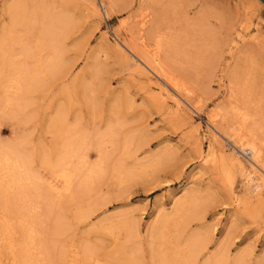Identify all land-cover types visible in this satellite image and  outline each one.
<instances>
[{
  "label": "rangeland",
  "instance_id": "obj_1",
  "mask_svg": "<svg viewBox=\"0 0 264 264\" xmlns=\"http://www.w3.org/2000/svg\"><path fill=\"white\" fill-rule=\"evenodd\" d=\"M5 1L0 0V5ZM55 1L67 7L72 24L63 41L62 64L66 67L61 65L54 77L32 89L21 108L16 106L22 100L14 104L0 89V152L15 145L21 153L31 154V171L38 176L35 187H28L25 204L18 205L11 193L3 196L0 192V210H5L0 214L7 223L2 224L4 229L0 225L4 231H0V263L21 264L17 261L19 246L26 236L20 223L27 221L33 230L34 246L29 244L28 256L32 264L38 263V253L43 254V264H132L126 260L129 257L150 264V227L160 215L170 214L178 199L190 194L197 203L185 235L203 231L209 235L207 255L225 246L230 260L244 256L245 264H264V190L253 199L245 184L246 177L263 181L264 171L243 160L223 139L220 150L212 137L213 133L221 136L207 123L214 113L244 107L251 118L256 111L261 115L259 137L264 139V50L241 51L243 40L264 47V4L180 0L178 12H167L155 20L154 5L145 0H126L130 2L122 12L109 18L104 17L98 0ZM240 2L245 3L241 6ZM95 5L101 17L94 15ZM199 7L211 26L209 31L186 27L178 20L176 13L182 9L191 16ZM144 21L145 41L152 45V31L162 41L157 39L161 51L156 75L140 61H150L137 40ZM127 56L146 72L132 66ZM176 89L191 96L199 111ZM176 100L187 115L175 112ZM59 109H64L68 133L83 142V159L92 163L89 166L102 165V174L88 195L74 183L72 201L69 197L54 199L47 192L51 172L41 162L61 142L62 136H56L58 132L50 126ZM221 114L219 126L231 121ZM211 147L212 154L205 157ZM49 199L65 216L66 229L57 234L47 213ZM80 211L87 216H78ZM129 221L135 229L127 238L123 224ZM8 239L16 245L11 258L5 245Z\"/></svg>",
  "mask_w": 264,
  "mask_h": 264
},
{
  "label": "bare ground",
  "instance_id": "obj_2",
  "mask_svg": "<svg viewBox=\"0 0 264 264\" xmlns=\"http://www.w3.org/2000/svg\"><path fill=\"white\" fill-rule=\"evenodd\" d=\"M88 1L92 3L93 0ZM98 1L102 6V12L104 14V17L106 18L115 13L122 12L121 10H123L131 0ZM145 1L154 5L152 15L155 20H158L159 16H163L167 12L173 13L174 15L175 11L178 12L180 10V0ZM258 2L261 1L251 0V3L255 5H258ZM244 3L245 2H240L239 5L241 4L242 6L244 5ZM180 7H182L181 4ZM242 9L247 10L249 9V7H242ZM176 14H178V20L184 23L186 27H195L196 29L201 31H203V29L205 28L208 31L211 30V26L206 22V20H204L203 7H199L191 16L185 9H182L179 13ZM94 15H96L97 17H101L100 11L96 5L94 6ZM145 23L146 21L140 23L142 25L138 28L137 40L139 41L143 51L150 55L151 62L147 60L142 61V59L140 61L145 66L147 65L148 68L156 75L157 73H159V70L157 69L159 68L158 65L160 64L159 56L162 41L160 40L159 35L158 38L161 42L157 40L158 38L154 37V34L156 33H154L153 31L149 33V36L151 37L150 40H152L153 42L152 45H149L145 41L144 35L146 34L141 33L142 31H144L142 26ZM70 24L71 20L67 7L61 8L55 0H6L0 5V89H2L5 95L8 94L10 100H12L14 104H17L22 100L21 102H19L21 105H15L16 108H19L20 106L23 107L24 105H22V102L28 101L27 98L31 90L33 89L32 91H34V89H36L35 87H37L38 85L42 86V83L45 79L49 80L50 78L54 77L61 65L62 68L66 67L65 63L62 64V59H64L62 58V53L65 52L63 48V41L65 38H68L67 35L70 33L68 31H70L71 28H69ZM244 41L245 40H243L241 46V51H243V53H250L251 50H255L258 53V51L262 52L264 50V47L261 46L260 42L253 43ZM133 53L136 57L138 56L137 52L133 51ZM246 55L249 56V54ZM127 57L129 58L130 64L132 66L146 72L144 67H142L139 63L131 59L130 56ZM230 78H232L230 82L233 83V77ZM174 86L172 85V87ZM180 88L182 87L180 86ZM183 90L180 92V90L176 89V92L184 101H186L188 105L192 107L195 112L199 111V106L195 105L192 102L191 96L184 94L183 92L185 90ZM234 90L236 89L234 88ZM159 94L163 95L161 93V89H159ZM16 101L17 103H15ZM174 107L175 112H177L178 114H182L184 116L187 115L186 111H184L179 101H174ZM231 108L230 109L232 110V112L227 109L223 110L222 114L220 113L221 117L231 119L230 122L224 124L223 126H219V113H214L213 115H210L208 117L207 123L211 127H213L215 132H217L221 136L220 138L218 135L213 133V137L211 136L214 141L213 143H216L219 146L220 150L224 147L223 140L231 143L233 148L238 152V156L242 157V159L248 162L250 165L253 163L264 171V139L259 137L262 133L261 115L256 111L251 118L244 107L236 109H234V107ZM63 110H57L56 114L50 121V126L54 128L51 129L58 132V135L56 136H62L61 142L59 143L57 149H52V153L50 152V154L42 156L41 162L43 166L46 165L45 167H49L48 169H50L49 171L51 172L50 178L46 179L47 192L52 195L54 199L58 200L61 197H69V199L72 201L73 197H76V191L73 190L75 185L74 183L78 182L75 186L77 187V190L83 189V192H86L85 194L90 193L92 185H95L93 183L95 182L96 178H99V176L102 174V165L100 166L99 162H96V164L89 166L91 162L88 163L89 161L83 159V142L79 141L81 138L79 140H77V138L75 139L73 133H68L70 129L66 130L69 125L66 123V115ZM65 123L68 126H66ZM72 131L74 132V130ZM57 132H55V134H57ZM108 133L110 134L109 131ZM109 142L111 143V141ZM99 144L100 143H98V145ZM24 148L23 150H25ZM244 150L248 151V157L246 158L242 155ZM211 154L212 147L211 149L206 150L203 155L205 157H208ZM42 155H44V153ZM30 156L31 154L29 155L26 153H21V151L15 145L9 146L7 148V151L0 152V173L3 176L5 175V177H7L3 180L2 175L0 174L2 178V180H0V192L1 195L3 194V196L11 193V200H14L17 204H25L27 200L24 199L27 198L28 195H30V193L27 194L28 187H33L36 182H38V176L36 174H33V172L31 171L32 160ZM231 157L236 160V153H232ZM75 162L79 163L81 166H76ZM120 166L122 165L120 164ZM82 170H85L87 172L82 174ZM256 177H246L245 180L248 196L252 195L253 199L259 198L260 193L264 190V180L259 181L256 179ZM246 198L249 197L246 196ZM70 200L68 201L70 202ZM7 201H10V199ZM59 201H61V199ZM196 203L197 200L194 195L186 194L175 202L170 214H162L159 218H157L156 221H154L149 230L150 245L148 260L150 264H199V261L202 260L201 258L206 256L207 257L203 259L200 264H245L244 256H239L235 259L230 260L227 253L228 251L226 250L225 246H221L220 250L218 249L214 253H210L209 255H207L209 235L207 234L208 236L206 237L204 231L190 232L189 234L185 235V230L187 229V227H189L188 224L192 220L190 219V213L194 209ZM22 206L21 208L25 210ZM47 213L48 216L52 217L54 220L53 233L57 234L66 229L65 216L62 213V209L58 208V206H56L53 201L47 204ZM6 214L9 213L7 212ZM78 214V216H82L85 214V212L82 213L80 211ZM3 218L6 217L0 214V225H2L6 221H4ZM21 219L22 217H20V220ZM20 220L19 222H21ZM25 223H27V221ZM25 223L20 224L26 238L23 237L25 241L21 240L23 241L19 246L21 253L18 256V260L16 258L15 260L19 261L21 264H32L29 261L28 256L30 255L31 247L34 246V244H31L33 230H31V227L28 226L29 224L27 225ZM5 226H3V229ZM8 227H10V225H8ZM16 227L18 226L16 225ZM123 227L127 238L133 235L135 229L133 222H125L123 224ZM12 228H14V226ZM20 232L21 231H19V233ZM8 240V243H5V245H7L6 247L11 258L15 255L16 245L14 246L10 239ZM29 244H31V247L29 246ZM222 247L225 248L222 249ZM3 251H1L2 255ZM38 254L40 255V258L43 259V254ZM40 258H38V263L43 264L40 262ZM133 259L134 260H132V257H129L126 260L132 264H142L139 261L136 262L135 258ZM12 260L14 261V259ZM14 262L12 264H14ZM38 263L35 262L34 264ZM4 264H9V262L7 261Z\"/></svg>",
  "mask_w": 264,
  "mask_h": 264
},
{
  "label": "built area",
  "instance_id": "obj_3",
  "mask_svg": "<svg viewBox=\"0 0 264 264\" xmlns=\"http://www.w3.org/2000/svg\"><path fill=\"white\" fill-rule=\"evenodd\" d=\"M242 155H243V157H245V158L248 157V151H247V150H244Z\"/></svg>",
  "mask_w": 264,
  "mask_h": 264
},
{
  "label": "water",
  "instance_id": "obj_4",
  "mask_svg": "<svg viewBox=\"0 0 264 264\" xmlns=\"http://www.w3.org/2000/svg\"><path fill=\"white\" fill-rule=\"evenodd\" d=\"M264 4V0H260Z\"/></svg>",
  "mask_w": 264,
  "mask_h": 264
}]
</instances>
